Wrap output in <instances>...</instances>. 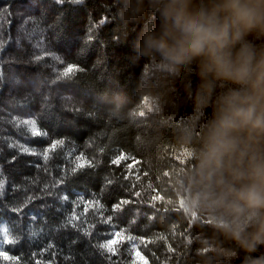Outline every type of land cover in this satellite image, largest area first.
Masks as SVG:
<instances>
[{"label": "trees", "instance_id": "obj_1", "mask_svg": "<svg viewBox=\"0 0 264 264\" xmlns=\"http://www.w3.org/2000/svg\"><path fill=\"white\" fill-rule=\"evenodd\" d=\"M137 3L0 0V264L264 261L186 208L209 115L194 75L137 56L159 24Z\"/></svg>", "mask_w": 264, "mask_h": 264}, {"label": "clouds", "instance_id": "obj_2", "mask_svg": "<svg viewBox=\"0 0 264 264\" xmlns=\"http://www.w3.org/2000/svg\"><path fill=\"white\" fill-rule=\"evenodd\" d=\"M147 8L159 24L142 29L137 56L194 75L193 113L209 115L201 148L186 154L197 161L186 208L210 212L242 248L264 245V0H148ZM143 11L141 0L133 18Z\"/></svg>", "mask_w": 264, "mask_h": 264}, {"label": "snow or ice", "instance_id": "obj_3", "mask_svg": "<svg viewBox=\"0 0 264 264\" xmlns=\"http://www.w3.org/2000/svg\"><path fill=\"white\" fill-rule=\"evenodd\" d=\"M73 71L72 68H68L67 71L64 73L65 76L69 75V73H71ZM121 159H123V157H121ZM119 161H114V163H118ZM84 163L83 162H78L77 163V167H83ZM7 232V230L5 229V233ZM118 235V234H117ZM11 242V241H8ZM115 243L114 240H109L107 243L100 245L101 248L109 251V252H113L114 248H113V244ZM3 245H4V241L0 240V257H3L4 259H9V257H7L4 252H3Z\"/></svg>", "mask_w": 264, "mask_h": 264}, {"label": "rangeland", "instance_id": "obj_4", "mask_svg": "<svg viewBox=\"0 0 264 264\" xmlns=\"http://www.w3.org/2000/svg\"><path fill=\"white\" fill-rule=\"evenodd\" d=\"M210 213V212H209Z\"/></svg>", "mask_w": 264, "mask_h": 264}]
</instances>
